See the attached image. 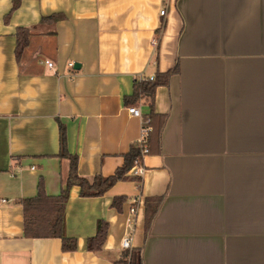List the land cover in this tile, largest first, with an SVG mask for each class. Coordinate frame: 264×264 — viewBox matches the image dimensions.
I'll use <instances>...</instances> for the list:
<instances>
[{
	"label": "crops",
	"instance_id": "obj_1",
	"mask_svg": "<svg viewBox=\"0 0 264 264\" xmlns=\"http://www.w3.org/2000/svg\"><path fill=\"white\" fill-rule=\"evenodd\" d=\"M13 1L0 0V264H122L131 222L143 264H264V0H21L6 20ZM174 69L150 103H132L136 80ZM141 102L144 118L165 119L142 175L101 197L70 189L75 251L26 238L22 202L68 181L60 126L78 175L109 178L141 137L128 112ZM101 221L107 239L90 252Z\"/></svg>",
	"mask_w": 264,
	"mask_h": 264
},
{
	"label": "trees",
	"instance_id": "obj_2",
	"mask_svg": "<svg viewBox=\"0 0 264 264\" xmlns=\"http://www.w3.org/2000/svg\"><path fill=\"white\" fill-rule=\"evenodd\" d=\"M21 5V0L13 1V8L7 16L6 20L15 12ZM59 16H51L49 18H43V22L55 24L58 21ZM163 27L157 32L158 36L161 34ZM30 33L27 29L20 28L17 31V48L16 56L17 60H20L24 51L29 46ZM178 69H174L166 74H159L154 77V80L150 78H139L136 80L134 87V94L132 97V103L137 104L139 99L147 97L153 99L156 89L160 86H164L168 83L171 75L176 73ZM150 120L149 127L151 133L148 138L149 154L151 153L152 142L154 139L157 141L160 139L161 132L163 130L165 119L158 117L154 112L149 117L144 118V121ZM67 135L65 128L60 126V147L61 152L59 157L62 159H70V172L65 189L59 196H48L44 190L42 183L39 187L38 196L34 199L24 200L22 202L24 211V235L28 239H61L63 242V250L66 252H73L77 249L76 241L72 238H68L65 235V207L69 197V191L77 185L81 189V196L83 198H95L104 195L112 186L121 180H125L127 175L134 167V164L141 157L142 148L140 144L132 147L131 151L125 156V162L122 168L117 173L109 178H103L102 176L96 177L93 181L86 178H81L78 175V158L71 156L66 148ZM138 183L140 181L138 179ZM140 187V186H139ZM125 199H115L113 206L119 208ZM150 220V219H149ZM108 235V224L105 222H99L97 226V234L95 237L88 240L87 249L90 252L99 253L102 251L104 243ZM122 264H143L142 255L139 250L125 251Z\"/></svg>",
	"mask_w": 264,
	"mask_h": 264
},
{
	"label": "built area",
	"instance_id": "obj_3",
	"mask_svg": "<svg viewBox=\"0 0 264 264\" xmlns=\"http://www.w3.org/2000/svg\"><path fill=\"white\" fill-rule=\"evenodd\" d=\"M166 13H167V10L166 9H163L160 12V16L161 17H165L166 16ZM155 45L156 46L158 45V41L157 40H155ZM46 64H47V66L50 69H53L54 68L53 63L46 62ZM74 66H75L74 63H70L69 64V67L70 68H74ZM150 80H154V77H151ZM148 100L149 101H147V102L150 103L151 99L148 98ZM142 103L143 102H141L138 106L131 107V108L128 109V112H129V114L132 117L137 118V119H140L143 122V128H142L141 137H140V139L138 141V144H140L141 145V148H142V152H141V157L142 158H140L139 160H137L135 162L134 167L130 171V173L132 172L133 175L136 176V177H140L142 175V171H143V161H144L145 157L149 155L148 138H149V135L151 133V128L149 127L150 120L148 119V120L144 121V117L142 115V111H141V108H140V106L142 105ZM3 202L5 203L6 201L3 200ZM130 213L132 215H136L137 214V208L132 207L130 209ZM129 226L130 227H129V230L127 232V235H126V237L124 238V240L122 242V249L125 250V251H131L132 250V231H133L132 222L130 223Z\"/></svg>",
	"mask_w": 264,
	"mask_h": 264
},
{
	"label": "water",
	"instance_id": "obj_4",
	"mask_svg": "<svg viewBox=\"0 0 264 264\" xmlns=\"http://www.w3.org/2000/svg\"><path fill=\"white\" fill-rule=\"evenodd\" d=\"M80 67V66H79Z\"/></svg>",
	"mask_w": 264,
	"mask_h": 264
}]
</instances>
